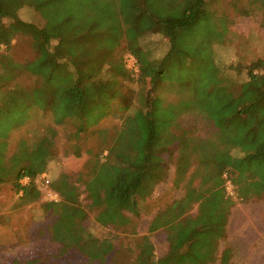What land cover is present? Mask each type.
I'll use <instances>...</instances> for the list:
<instances>
[{
	"label": "trees",
	"instance_id": "trees-1",
	"mask_svg": "<svg viewBox=\"0 0 264 264\" xmlns=\"http://www.w3.org/2000/svg\"><path fill=\"white\" fill-rule=\"evenodd\" d=\"M212 1L0 0V57L11 49L16 36L9 19L17 24V31L30 35L37 53L24 63L10 59L6 67L1 63L0 77L5 81L0 82V89L20 72L35 77V84H15L1 92L0 185L14 179L24 202L40 198L34 182L56 156L58 128H51L32 146L21 140L13 151L9 138L30 111H48L56 126L72 124L77 139L93 129L90 134L98 137V151H107L108 156L103 162L94 159L84 182L90 207L95 208L99 224L133 232L131 216L139 215L141 202L167 177L173 158H166L165 152L177 140L181 146L174 158L178 179L196 163L201 178L198 188L192 187L190 179L185 198L158 212L150 222L149 233L175 228L174 241L160 264H234L232 249L220 250L232 205L225 183L234 184L243 198L264 192V71L262 59L251 62L245 66L247 79L237 82L208 59L189 58L200 55L181 43L190 30L208 22ZM229 3L239 16L264 13V0ZM22 6L49 12L60 29L52 33L22 20L17 15ZM228 30L227 18L217 14L210 35L222 44ZM154 35L167 41L165 53L158 57L147 43ZM122 45L137 59L135 76L126 70L122 57L117 59ZM197 48L201 54L205 52L204 46ZM189 62L193 68H187ZM229 70H234L231 64ZM119 75L135 78L140 85L134 112L128 113L133 95L121 90ZM167 92L180 96L168 100L163 97ZM117 101L119 107L113 114L121 125L111 135L99 123ZM185 114L208 119L215 129L212 136L201 138L184 130L177 137L171 129L180 126L179 119ZM158 117L166 121L162 133ZM79 149H75L77 155ZM234 149L240 154H233ZM25 178L29 181L22 184ZM210 184L211 190L200 191ZM50 187L60 197L59 202L49 204L59 208L53 238L78 248L90 260L97 259L100 242L83 241L81 235L80 222L87 213L80 204L78 187L64 180H56ZM191 202L197 204L196 213L186 214Z\"/></svg>",
	"mask_w": 264,
	"mask_h": 264
},
{
	"label": "rangeland",
	"instance_id": "rangeland-1",
	"mask_svg": "<svg viewBox=\"0 0 264 264\" xmlns=\"http://www.w3.org/2000/svg\"><path fill=\"white\" fill-rule=\"evenodd\" d=\"M217 14L224 15L229 21V30L222 44L209 33L210 25L217 20ZM17 15L22 20L52 33L60 29V24L53 22L49 12H39L34 8L22 6ZM7 23L11 29L16 30V36L11 49L5 52L3 58L0 57V69L1 63L6 67L9 59L12 62L24 63L33 60L37 55L30 35L17 31V24L13 20L9 19ZM148 40L149 46L154 48L155 57L165 53L167 47L165 38L154 35ZM181 44L182 47L190 46L200 55L189 57L190 59L194 61L198 60V57L208 59L219 72L225 71L228 77L243 82L247 79L245 66L251 62L262 59V71H264V13L259 12L248 17L239 16L234 13L229 0H213L210 3L208 22L190 30ZM199 46L205 47L204 53L201 54V50L197 48ZM120 48L121 53L116 54L117 59L122 57L126 70L131 71L135 76L137 64L131 67L127 62L131 54L126 50L125 45ZM191 64L189 62L185 65L190 69L194 67ZM230 64L234 70L227 72V66ZM118 78L121 81V90L129 96L133 95L132 107L128 113L134 112L140 85L132 77L124 78L119 75ZM34 80L35 77L20 72L8 85L1 87L0 95L15 84L32 87L35 84ZM4 81L5 77H0V82L4 83ZM179 96L180 94L176 92L163 93V97L168 100L177 99ZM115 105L109 115L99 123V127L107 128L111 135L121 125V121L113 114L119 107L118 101ZM26 117L24 122L11 132L9 149L11 151L16 149L23 139L32 146L55 127L58 128L54 146L56 156L49 162L46 171L34 182L40 191V198L37 201L24 202L23 192L17 190L18 182L14 179L0 185V264H160L161 258L167 254L174 241L175 228L170 226L149 233L150 222L158 212L174 206L185 198L190 179H192V187L198 188L201 178L200 173L195 171L197 165L195 162L196 165L190 172L178 179L174 163V158L181 149L178 141L176 140L170 150L165 152L166 158H173V160L169 159L171 162L167 177L141 202L139 215L128 214L132 217L134 225V231L129 232L112 225L99 224L96 221L95 208L90 207L91 199L85 191L84 182L89 178L94 159L103 162L108 156L107 151L104 153L98 151V137L90 134L93 129L82 133L77 139L73 136L75 127L72 124L56 126L48 111L43 113L35 109L26 114ZM160 119L158 117V120ZM160 121L158 128L162 133L166 121ZM179 123V127L171 129L178 135L177 137L182 135L184 130H189L193 136L207 138L212 136L215 130L208 119L198 115L185 114L179 119ZM76 147L80 148L79 155L75 153ZM88 149H92L93 152L88 153ZM96 152L99 153L94 158ZM232 152L235 155L240 154L236 149ZM56 180H64L68 184L75 183L81 192L80 204L87 213L86 218L80 222L83 228L81 235L83 241L94 239L100 242L101 248L97 259L90 260L78 248L65 246L53 238L52 228L58 218L56 211L59 208L51 207L49 204L60 201L59 195L50 187ZM21 183L25 184L24 181ZM261 186L264 191V184ZM212 187L213 184H210L200 191L205 189L207 192ZM225 191L232 205L226 234L220 241V250L231 248L234 264H264V192L243 198L238 195L236 186L230 181L225 183ZM196 210L197 204L191 202L186 214H195Z\"/></svg>",
	"mask_w": 264,
	"mask_h": 264
},
{
	"label": "built area",
	"instance_id": "built-area-1",
	"mask_svg": "<svg viewBox=\"0 0 264 264\" xmlns=\"http://www.w3.org/2000/svg\"><path fill=\"white\" fill-rule=\"evenodd\" d=\"M127 62L132 67V66H135L137 64V59L133 55H129L127 58ZM22 181L27 183L29 180H28V178H25Z\"/></svg>",
	"mask_w": 264,
	"mask_h": 264
}]
</instances>
